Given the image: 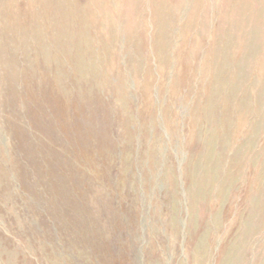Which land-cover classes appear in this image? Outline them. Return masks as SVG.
<instances>
[{
    "label": "rangeland",
    "instance_id": "rangeland-1",
    "mask_svg": "<svg viewBox=\"0 0 264 264\" xmlns=\"http://www.w3.org/2000/svg\"><path fill=\"white\" fill-rule=\"evenodd\" d=\"M0 264H264V0H0Z\"/></svg>",
    "mask_w": 264,
    "mask_h": 264
}]
</instances>
